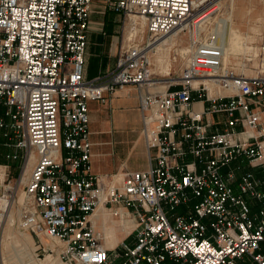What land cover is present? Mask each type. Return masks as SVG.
<instances>
[{"label":"built area","instance_id":"built-area-1","mask_svg":"<svg viewBox=\"0 0 264 264\" xmlns=\"http://www.w3.org/2000/svg\"><path fill=\"white\" fill-rule=\"evenodd\" d=\"M108 7L142 18L149 39L120 46L110 72L84 80L91 0H0V148L20 162L12 184L10 165H0V220L18 206V226L57 238L70 264H264V179L241 168L264 173V73L223 68V43L204 31L215 0ZM182 23L190 49L171 62L184 64L153 77L147 49ZM127 87L137 92L148 168L104 182L90 171L86 103ZM100 205L130 225L113 248L92 218Z\"/></svg>","mask_w":264,"mask_h":264},{"label":"crops","instance_id":"crops-1","mask_svg":"<svg viewBox=\"0 0 264 264\" xmlns=\"http://www.w3.org/2000/svg\"><path fill=\"white\" fill-rule=\"evenodd\" d=\"M114 1L118 0H91L90 27L82 75L84 80L104 75L115 67L121 44L120 19L123 17L109 9L108 3ZM104 96L103 101L89 100L86 104L90 171L105 182L110 174L118 180L124 172L145 171L148 159L141 137L136 90L127 87ZM1 150L4 148H0ZM241 263L254 264L246 256Z\"/></svg>","mask_w":264,"mask_h":264},{"label":"rangeland","instance_id":"rangeland-1","mask_svg":"<svg viewBox=\"0 0 264 264\" xmlns=\"http://www.w3.org/2000/svg\"><path fill=\"white\" fill-rule=\"evenodd\" d=\"M218 5V11L215 18L209 22L204 27V31L211 30L217 24L219 18H226L229 20L231 31L233 33L234 39H229V46L234 49L233 52H225L223 58V68L230 69L239 76L254 77L260 76L261 74L259 65L263 61L260 57L258 48L260 45V37L263 31V5L261 0H215ZM120 19L121 24V44L123 48L126 49V45L129 42L125 41L126 36L129 34V30L132 29V22L129 16H122ZM185 23H182L180 26L176 27L173 31L165 36V38L172 33L181 30L177 33L178 41L176 45L170 47L169 56H172V52H177L183 58L186 57V51L190 49L191 40L189 39L191 29L186 27ZM186 27V28H185ZM183 28V29H182ZM145 30V28H144ZM144 31V44L148 41L149 35ZM231 33V34H232ZM189 36V37H188ZM158 39V38H157ZM139 42V38L134 36L133 40L130 42ZM119 46V51H120ZM246 46L257 48V55L253 56L250 51L246 49ZM174 53V54H175ZM185 53V54H184ZM171 58V57H170ZM184 61L177 57V63L173 64L171 62V76L172 70H178L182 67ZM264 62V61H263ZM262 62V63H263ZM163 74V73H162ZM160 71H155L153 77H161L165 79ZM163 84L158 85V90L161 91ZM150 91H152L150 89ZM2 151V152H1ZM0 151V165H10V174L8 177L9 184L14 183L18 177V162L9 161L5 158L4 150ZM244 171H251L258 178L263 179L264 173L262 169H250L246 163L242 165ZM242 170V171H243ZM260 192L264 193V187H261ZM2 192L0 188V193ZM22 193H20V199L22 200ZM250 205L256 203L255 200L251 199L248 196H244ZM19 200V201H21ZM19 207L14 206L9 211H6L0 220V264H70L63 258V244L56 241L51 237H40L36 239L29 232L24 231L18 226V213ZM110 214V212H109ZM110 219L112 221H118L116 217L110 214ZM9 224V230L3 233L2 229ZM118 242L123 238V230L116 231ZM44 243H49L52 245V248L44 246ZM166 264H171L166 262Z\"/></svg>","mask_w":264,"mask_h":264},{"label":"bare ground","instance_id":"bare-ground-1","mask_svg":"<svg viewBox=\"0 0 264 264\" xmlns=\"http://www.w3.org/2000/svg\"><path fill=\"white\" fill-rule=\"evenodd\" d=\"M129 18L132 22V29L129 30V34L126 36L128 44L124 43V46L126 45V48L131 47L130 42L133 40L134 36L139 38V41L144 39V21L142 18H140L137 15H129ZM180 26V25H179ZM178 27V26H177ZM183 29V28H182ZM173 31V30H172ZM181 30H178L171 35L165 37V38H158L156 39L151 47L147 49V54H148V60H149V65H150V72L152 75L155 74V71H160L162 75H167L170 65H171V55L169 56V49L170 47L176 45L178 41V36L177 33L180 32ZM213 31L217 34V41H220L223 43L224 51L225 52H233L234 49L229 46V39H234L233 38V33L231 31L230 23L229 20L226 18H219L217 21V24L213 28ZM232 33V34H231ZM193 37L196 38L198 35V29L194 27L193 29ZM163 37V36H162ZM236 41V40H235ZM123 48V47H122ZM246 49L250 51V53L254 56L257 55V48L249 47L246 46ZM263 62V61H262ZM260 63V74L264 73V62ZM244 77V76H243ZM244 78H250V77H244ZM205 85H207V88L209 89L210 86L208 85V81H203ZM161 84V83H160ZM34 161V156L32 155L30 157V160L28 162V165L24 171V175L28 173L30 165ZM25 178V176H24ZM92 218L94 220H101V224H104V232L106 235V241L105 245L108 248H113L117 243H118V237L116 234V231L123 230V237L125 234L129 231L130 225L128 222H125L123 220L121 221H112L110 219V214L109 211L104 209L101 205L96 208V210L93 212ZM9 230V224L6 225L4 230L2 229L3 233L7 232ZM56 241L58 240L55 237H52ZM59 241V240H58ZM61 242V241H59ZM44 246L52 248L51 244L44 243Z\"/></svg>","mask_w":264,"mask_h":264},{"label":"trees","instance_id":"trees-1","mask_svg":"<svg viewBox=\"0 0 264 264\" xmlns=\"http://www.w3.org/2000/svg\"><path fill=\"white\" fill-rule=\"evenodd\" d=\"M264 179V178H263Z\"/></svg>","mask_w":264,"mask_h":264}]
</instances>
